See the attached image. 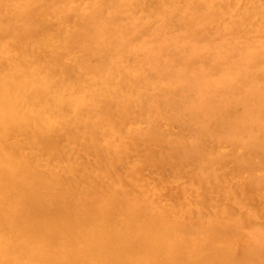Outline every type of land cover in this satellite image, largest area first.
I'll return each mask as SVG.
<instances>
[{"label":"bare ground","instance_id":"bare-ground-1","mask_svg":"<svg viewBox=\"0 0 264 264\" xmlns=\"http://www.w3.org/2000/svg\"><path fill=\"white\" fill-rule=\"evenodd\" d=\"M172 155L209 163L178 211ZM229 163L264 189V0H0V264H264Z\"/></svg>","mask_w":264,"mask_h":264},{"label":"rangeland","instance_id":"rangeland-1","mask_svg":"<svg viewBox=\"0 0 264 264\" xmlns=\"http://www.w3.org/2000/svg\"><path fill=\"white\" fill-rule=\"evenodd\" d=\"M36 35L37 34L31 36V44H32V41L34 40L33 38H35V43L33 42L34 43V49L36 48V46H39L40 44L44 45L42 42H45L46 40L48 42V39H49V37H46L47 36L46 34L44 35L46 38L43 36V34L38 35L39 37L36 36ZM38 38H40L42 40V42L41 41L38 42V40H39ZM55 42H53V44H51L50 41L48 43H46L48 45L46 47L47 48V52L46 53L49 56L48 58L49 59L51 58V60L54 59V58H59L60 54L63 55V53H61L62 50L59 48V45L57 44L58 42H56V43ZM190 91H191V87L189 88V90L187 92H184V91L182 92L181 91L180 92V98H184L187 95H189ZM220 143L223 145L225 150L228 149L227 151H229L228 146L225 144L226 141H223V142H220ZM33 154L36 157L39 154H40L39 156H41V153H39L37 151H34ZM184 156H190V155H189V153L187 151H185L184 152ZM201 161H202L201 164L198 165L196 163V161L192 157L175 158L172 155V156H170V159L167 160V161L154 162V163L145 162V163H137V164L142 165L144 167L143 176L145 178V181L147 180L146 181L147 187L151 188L152 191L154 193H156L158 195V197L163 202L166 201L165 203L168 204L171 201L173 203L174 208L178 207L176 209L178 211V209L180 208V203H177V202H180L182 200L183 203L184 202L187 203V202L190 201L189 200L190 198L192 199L195 195L197 196L198 193H199V188H198L199 187V185H198L199 184V179H198V176L200 177V175L201 176L203 175L202 179H204L206 177L207 173H205L206 172L205 169H206V167L209 164L207 159H201ZM229 164H231V165L225 169V172H227L228 175H227V182H226V184H224V186L229 185L228 184L229 181L233 182L236 179V181L239 184L241 183L240 184L241 186L245 187V191L244 192L240 191L241 194L239 193L240 195L238 194L233 199V195H234V193H236L237 190H234V187L229 185L228 189L223 191L224 196H223V194L221 196L219 194L218 197H219L220 200H218V197H217V203L219 204V206L220 205L226 206V204L228 205L227 202H229V201H231L233 199L232 203H233L234 206H236L235 207L236 212L237 213L240 212L239 214H243V211L245 212L246 210H248V206L252 209L253 206H259L260 204H261L260 208L262 210L261 212H264V189H261V188L257 187L256 184H255V181H254L256 178H258L257 176L259 175V173L253 174L250 171H246L245 167H243V168L242 167H236L235 165H232L233 163H229ZM195 170H196V172H195ZM200 170H201V173H200ZM175 174H177V175H175ZM239 175L241 176V178H240ZM148 180H149V182H148ZM195 180L197 181V183L195 182ZM229 187H231V190H230ZM228 190H230L231 193ZM238 192L239 191H237V193ZM192 194H193V196H192ZM186 196H187V198H186ZM246 205H248V206H246ZM259 220L262 221L263 219L260 217ZM261 221H259V222H261ZM251 233H252V230L248 231V233L243 234L244 236L241 235L240 239H242V238L245 239V240L249 239V234H251ZM246 241H248V240H246Z\"/></svg>","mask_w":264,"mask_h":264}]
</instances>
